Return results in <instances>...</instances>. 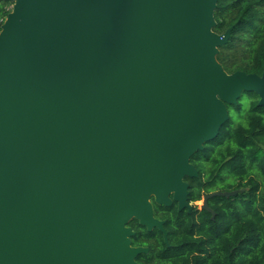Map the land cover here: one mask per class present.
Segmentation results:
<instances>
[{
    "label": "water",
    "instance_id": "water-1",
    "mask_svg": "<svg viewBox=\"0 0 264 264\" xmlns=\"http://www.w3.org/2000/svg\"><path fill=\"white\" fill-rule=\"evenodd\" d=\"M0 30V264H137L135 219L190 213L191 157L262 74L217 62L218 0H8ZM241 191L206 195L207 201Z\"/></svg>",
    "mask_w": 264,
    "mask_h": 264
},
{
    "label": "trees",
    "instance_id": "trees-1",
    "mask_svg": "<svg viewBox=\"0 0 264 264\" xmlns=\"http://www.w3.org/2000/svg\"><path fill=\"white\" fill-rule=\"evenodd\" d=\"M0 0V30L11 12ZM213 32L231 29L228 42L218 49L223 70L261 75L264 69V0H218ZM259 97L244 93L227 105L228 121L216 139L195 153L190 163L198 177L185 179L188 202L216 192L236 195L208 200L214 219L196 207L190 213L157 206L155 218L165 221L167 243L158 230L147 232L133 219L132 247L148 248L139 264H264V106Z\"/></svg>",
    "mask_w": 264,
    "mask_h": 264
},
{
    "label": "flooded vegetation",
    "instance_id": "flooded-vegetation-1",
    "mask_svg": "<svg viewBox=\"0 0 264 264\" xmlns=\"http://www.w3.org/2000/svg\"><path fill=\"white\" fill-rule=\"evenodd\" d=\"M186 182V181H185ZM188 183V182H187ZM189 190H190V186H189ZM206 195H204L203 197H202V200H200L201 201V205H202V201H203V199H204V197H205ZM197 202H199V201H196V202H188L191 206H192V210H193V207H196V209L198 210V211H205V210H203V209H201V205L198 207V206H196V203ZM175 204V203H174ZM175 206L177 207V205L175 204ZM207 206H208V208L210 209V207H209V205H208V201H207ZM191 210V211H192ZM211 210V209H210ZM183 211H186V210H183ZM212 211V210H211ZM205 212H207L208 214H210V216H212V214L210 213V212H208V211H205ZM213 212V211H212ZM214 213V212H213ZM215 214V213H214ZM154 218H155V216H154ZM155 219H157V218H155ZM158 221H162V222H164L163 223V229H164V224H165V221H163V220H159V219H157ZM138 222V221H137ZM139 224V223H138ZM140 226V225H139ZM141 228H144V227H142V226H140ZM146 231H147V229L146 228H144ZM153 230H158L157 228H154V229H152L151 231H153ZM165 230V229H164ZM133 231V230H132ZM151 231H147V232H151ZM161 234H162V237H163V241H164V243H167V232H166V230H165V232H166V240L164 239V235H163V233L160 231V230H158ZM134 232V231H133ZM134 235H135V232H134ZM132 238V237H131ZM135 248H143V249H146L147 250V252H145V253H141V254H139L136 258H135V261L137 260V258L140 256V255H147V253H148V248H146V247H135ZM137 262V261H136ZM137 264H139L138 262H137Z\"/></svg>",
    "mask_w": 264,
    "mask_h": 264
},
{
    "label": "rangeland",
    "instance_id": "rangeland-1",
    "mask_svg": "<svg viewBox=\"0 0 264 264\" xmlns=\"http://www.w3.org/2000/svg\"><path fill=\"white\" fill-rule=\"evenodd\" d=\"M13 5H14V2H10V4L8 5V8L12 11V9H13ZM201 205V201H199V202H197L196 203V206H200Z\"/></svg>",
    "mask_w": 264,
    "mask_h": 264
}]
</instances>
